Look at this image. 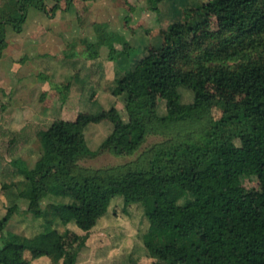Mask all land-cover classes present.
<instances>
[{
	"label": "trees",
	"instance_id": "obj_1",
	"mask_svg": "<svg viewBox=\"0 0 264 264\" xmlns=\"http://www.w3.org/2000/svg\"><path fill=\"white\" fill-rule=\"evenodd\" d=\"M47 1L17 0L0 8V60L10 30L23 32L32 7L49 13ZM150 1L156 6L161 0ZM214 19L216 29L199 39L195 34ZM166 32L168 46L160 54H146L117 74L113 94L125 96L128 121L116 109L56 119L38 132L40 155L33 166L12 162L24 188L17 196L18 185L3 184L13 205L0 221V264H32L54 253L64 255V264H76L117 195L127 205L144 204L150 222L144 246L152 264H264V0H207ZM112 42L111 58L129 57L128 49L117 50ZM183 88L195 94L193 102L183 101ZM234 92L241 97L229 99ZM162 100L165 115L159 113ZM106 119L113 127L104 144L116 155L135 153L152 133L174 138L150 147L141 163L76 168L98 153L88 145V125ZM195 124L202 128L192 131ZM132 125L141 129L138 139ZM185 126L192 131L187 136L181 134ZM167 187L192 199L168 202ZM18 198L28 203L23 219L43 221L38 233L6 228L21 210ZM46 198L60 199L43 205ZM58 223H75L85 234L61 232Z\"/></svg>",
	"mask_w": 264,
	"mask_h": 264
},
{
	"label": "rangeland",
	"instance_id": "obj_2",
	"mask_svg": "<svg viewBox=\"0 0 264 264\" xmlns=\"http://www.w3.org/2000/svg\"><path fill=\"white\" fill-rule=\"evenodd\" d=\"M17 0H0V8L14 7ZM207 0H161L154 5L150 0H48L47 8H60L50 15L34 7L22 33L10 30L8 47L0 60V221L13 205L6 197L4 183H15L23 192L24 178L16 174L12 162L23 159L33 166L40 155L38 132L47 129L54 120H76L102 110H119L128 121L125 96H114L118 73L126 72L135 61L146 54L158 55L167 46L169 24L186 21L195 8ZM46 15V16H45ZM216 29L215 19L195 35L205 40ZM117 34L114 41L112 34ZM114 34V35H115ZM102 39L107 42L102 43ZM113 41L117 50L128 49L129 57H112ZM116 56V53L114 54ZM179 67V60L172 57ZM183 101L191 103L195 94L182 89ZM241 95H228L231 100ZM167 101L162 100L159 113H167ZM219 109L214 110L216 117ZM112 123L103 120L88 125L86 137L89 147L98 153L78 162L76 168H108L134 165L148 159L146 152L157 143L174 138L149 134L133 154L116 155L104 140L112 131ZM133 127V138L138 139L141 129ZM200 130L201 124L191 127ZM185 126L181 134L187 136ZM148 155V156H147ZM60 198H46L43 205ZM192 199L180 189L166 188L168 202L185 203ZM70 201V199L68 200ZM21 210L14 213L6 228L16 233L33 235L43 229V221L30 215L23 219L21 212L28 203L18 198ZM57 227L61 232L71 229L84 235L75 223ZM150 222L143 203L127 205L122 196H115L109 212L91 231L76 264H152L153 259L144 246V235ZM1 235V231H0ZM64 255L34 258L33 264H64Z\"/></svg>",
	"mask_w": 264,
	"mask_h": 264
},
{
	"label": "crops",
	"instance_id": "obj_3",
	"mask_svg": "<svg viewBox=\"0 0 264 264\" xmlns=\"http://www.w3.org/2000/svg\"><path fill=\"white\" fill-rule=\"evenodd\" d=\"M46 16V15H45ZM24 31V30H23ZM22 33V32H21ZM32 264H33V262H32Z\"/></svg>",
	"mask_w": 264,
	"mask_h": 264
}]
</instances>
